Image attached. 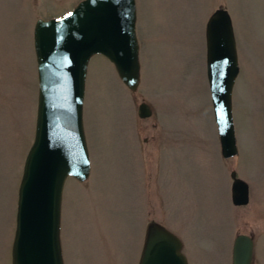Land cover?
<instances>
[{
    "label": "rangeland",
    "instance_id": "1",
    "mask_svg": "<svg viewBox=\"0 0 264 264\" xmlns=\"http://www.w3.org/2000/svg\"><path fill=\"white\" fill-rule=\"evenodd\" d=\"M79 0H0V264H10L16 191L33 136L36 70L32 27ZM139 83L129 91L102 55L86 66L84 181L67 177L60 203L63 264H136L144 225L174 233L187 264H231L250 234L264 264V0H134ZM229 14L238 72L231 90L237 152L223 158L205 76L204 23ZM145 102L146 118L136 115ZM248 186L235 206L231 178Z\"/></svg>",
    "mask_w": 264,
    "mask_h": 264
},
{
    "label": "water",
    "instance_id": "2",
    "mask_svg": "<svg viewBox=\"0 0 264 264\" xmlns=\"http://www.w3.org/2000/svg\"><path fill=\"white\" fill-rule=\"evenodd\" d=\"M134 0H80L65 14L36 19L32 47L36 70L33 136L25 153L16 191L10 264H63L59 229L64 181H84L89 158L82 126L84 79L89 58L105 57L131 92L139 83ZM205 76L221 157L236 154L231 90L238 72L231 20L223 7L204 24ZM151 114L147 103L136 115ZM230 201L247 203V184L229 174ZM181 241L157 221L144 226L136 264H187ZM231 264H252V240L237 234Z\"/></svg>",
    "mask_w": 264,
    "mask_h": 264
},
{
    "label": "flooded vegetation",
    "instance_id": "3",
    "mask_svg": "<svg viewBox=\"0 0 264 264\" xmlns=\"http://www.w3.org/2000/svg\"><path fill=\"white\" fill-rule=\"evenodd\" d=\"M247 196H248V186H247ZM248 199H249V197H248ZM247 203H248V200H247ZM246 203V204H247ZM245 205V204H244ZM235 206H241V205H235ZM248 236L251 238V236H250V234H248Z\"/></svg>",
    "mask_w": 264,
    "mask_h": 264
}]
</instances>
